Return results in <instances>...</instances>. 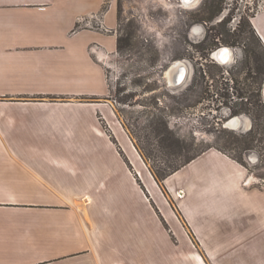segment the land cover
Wrapping results in <instances>:
<instances>
[{"label": "rangeland", "instance_id": "obj_1", "mask_svg": "<svg viewBox=\"0 0 264 264\" xmlns=\"http://www.w3.org/2000/svg\"><path fill=\"white\" fill-rule=\"evenodd\" d=\"M103 2L99 14L82 17L76 30L88 28L110 35L107 32L110 22H102L101 16L112 5L116 46L112 53H104L100 47L91 48V57L106 78L107 93L92 98H48L60 110L91 111L92 123L82 117L49 121V124L46 121L30 123L28 115L22 113L15 120L28 122L24 125L26 129H21V124L16 125L4 140L19 142L24 156L70 162L75 169L72 172L56 167L48 171L71 186L76 185L78 192L66 199L67 205L91 214L95 221L107 209L134 206L141 210V223L146 220L161 224L174 247L164 253L166 257L159 255L158 260L174 264L191 247L200 255L201 250L184 226L177 202L164 181L157 178V171L201 149L212 148L238 163L243 158L244 164H240L253 181L259 183L258 187L264 185V115L258 121L242 115L245 123L241 129L226 127L229 107L241 102L238 94L246 98L253 90L242 71L243 59L236 65L231 64L233 68L229 65L213 67L200 59L195 48L213 27L212 23L197 22L207 20L210 8L221 5L225 14L230 15L227 27L231 28L240 16L246 18L263 10L264 0H202L194 9L186 8L180 0ZM192 28L197 36L191 32ZM179 59L191 64L193 75L184 90L173 92L164 79V72L171 62ZM248 126L253 129L247 130ZM170 132L180 140L179 145L159 142ZM249 157L254 158L255 164L249 163ZM201 198L208 207L203 226L205 241L209 244L205 245L206 249L210 252L214 248L219 252L217 262L220 264H244L245 247L233 249L229 245L211 243L228 244L226 240H231L235 234L244 238L257 234L262 215L255 208L234 210L230 197L212 201L205 194ZM217 205L223 214L211 211ZM177 222L183 236L191 241L189 248L175 247L178 235L173 223L177 227ZM261 233L264 241V227ZM255 248L264 257V244ZM141 249L147 252L150 248L144 245ZM233 255L239 258L236 260ZM209 260L212 264V259Z\"/></svg>", "mask_w": 264, "mask_h": 264}, {"label": "crops", "instance_id": "obj_2", "mask_svg": "<svg viewBox=\"0 0 264 264\" xmlns=\"http://www.w3.org/2000/svg\"><path fill=\"white\" fill-rule=\"evenodd\" d=\"M103 4V0H0V264H169L158 260L174 247L161 224L141 223V210L134 206L107 209L95 221L91 214L67 205L66 199L78 192L76 185L48 171L56 167L72 172L70 162L27 157L19 142L4 140L10 129L20 124L26 129L28 122L82 117L92 123L91 111L60 110L48 98L107 93L106 78L91 57V48L113 52L115 10L111 5L101 16L102 22H110V35L76 30L82 17L98 15ZM251 24L264 45V9L254 14ZM22 113L30 121L17 123ZM258 184L243 165L212 148L167 177L164 185L201 250L200 255L191 247L174 264H201L200 260L210 264L209 259L220 264L219 252L205 247L209 245L203 227L208 212L201 198L205 194L212 201L233 198L234 210L255 208L262 215L257 234L249 238L235 234L228 244L211 245L243 246L244 264H264L255 248L264 244V185ZM218 206L211 211L223 214ZM177 224L173 223L175 247L189 248L191 241ZM144 245L150 248L147 252L141 249ZM233 257L237 260L239 255Z\"/></svg>", "mask_w": 264, "mask_h": 264}, {"label": "flooded vegetation", "instance_id": "obj_3", "mask_svg": "<svg viewBox=\"0 0 264 264\" xmlns=\"http://www.w3.org/2000/svg\"><path fill=\"white\" fill-rule=\"evenodd\" d=\"M208 12L210 14H209V17H207V20H201V21L198 20L197 21V22L212 23L213 24V27L209 31L210 33L209 34L206 33L205 36L202 38V41L198 42L195 45L197 52H199V54H200V59L205 60V62H209L210 64H213V67L229 65L232 68L234 67V65H231V64L236 65L241 59H243L242 64H241L242 71H245V74H246L245 76H246L247 80L251 82L249 85H251V87H253L252 88L253 90L249 91L250 94L246 98L242 96V93L238 94L237 98H239L241 100V102L236 103L233 106L229 107L230 116H229L228 120L230 118H234V117H242V115H247V116L251 117V119L254 121H258V120L263 119V116L258 118V119L254 118V116L251 112H249V113L240 112L238 114L232 113V109L236 110V109H239L241 107V104L243 103L242 102L243 99H245V102H248L252 98V95H256V93L260 94L261 100L264 103V99L262 96V89H263V85H264V76L261 73V71L263 70L262 69L263 67H262L261 63L259 64V66H255L256 65L255 64L253 69L250 71V66H249V63H247L248 58H247V54H246V49H248L250 47L249 46L250 37L248 36L249 34L246 31H243L244 22L246 20H248L249 23L251 24V19L254 15H251V16L246 17V18L240 16L239 19H237V24L235 26H232L231 28H228L227 26H229V23H230V21H229L230 15H229V13L225 14L224 9L222 10L221 5L218 4V5L214 6V8H210L208 10ZM193 28H195V27H193ZM193 28L191 29L192 33H193ZM193 34L196 35L197 33H193ZM256 35H257V33H256ZM258 38H259V36H258ZM221 48L231 49V51H232V53H231L228 50L230 58H228L227 62H220L219 60L212 57V55ZM239 53H240V55H239ZM259 56H260V53H259ZM179 60H182V59H179ZM175 61H177V60H174L173 62H175ZM173 62L170 63V65L166 68V70L171 66V64ZM221 69H223V68H221ZM225 71L229 72L230 70L226 69ZM258 83H261L262 86H261V89L257 92L255 87H256V85H258ZM187 85L182 90H184L187 87ZM249 106H251V104H249ZM244 123H245V121L243 119L241 126L237 129H241L242 126L244 125ZM249 123H250V121H249ZM247 129H250L249 126ZM251 129H253V127H251ZM251 129H250V131H251Z\"/></svg>", "mask_w": 264, "mask_h": 264}, {"label": "trees", "instance_id": "obj_4", "mask_svg": "<svg viewBox=\"0 0 264 264\" xmlns=\"http://www.w3.org/2000/svg\"><path fill=\"white\" fill-rule=\"evenodd\" d=\"M243 31H246L249 34L248 36L250 37V43H249L250 47L246 49V54L248 58L247 63H249L250 71L253 69L255 64H256L255 66H259V64L261 63L263 67L261 73L264 76V45L256 35L255 30L253 29L252 25L249 23L248 20L244 22ZM261 86H262L261 83H258V85H256L255 88L257 92L261 89ZM249 104H251V106H249ZM240 112H246V113L251 112L254 118L256 119L262 117L264 115V103L261 100L260 94L256 93V95H252V98L248 102L242 103L239 109L236 110L232 109L233 114H238ZM158 139H160V135L158 136ZM164 141H170L176 145L180 144V140L171 132L169 133V135L165 137V139H161V141L159 142H164ZM238 142L239 140H237V143ZM207 150L208 148L201 149L191 155L185 156L183 160H181L179 163L168 166L166 169H161L160 171H157L156 172L157 178L160 181H164L167 177L171 176L173 173H175L176 171L180 170L181 168L189 164L192 160H194L195 158H197ZM240 163L244 164L243 158H240Z\"/></svg>", "mask_w": 264, "mask_h": 264}, {"label": "water", "instance_id": "obj_5", "mask_svg": "<svg viewBox=\"0 0 264 264\" xmlns=\"http://www.w3.org/2000/svg\"><path fill=\"white\" fill-rule=\"evenodd\" d=\"M202 0H180L183 6L186 8L194 9L201 4ZM193 6V7H191ZM213 58L220 62H227L229 58V51L227 48H221L216 51ZM193 75V67L186 60H177L171 64V66L164 72V79L169 87L173 89V92H180L190 82ZM262 96L264 99V85L262 89ZM243 122L242 117L230 118L226 122V127L230 129H237ZM250 164H255L254 158L249 157ZM254 161V162H253Z\"/></svg>", "mask_w": 264, "mask_h": 264}, {"label": "bare ground", "instance_id": "obj_6", "mask_svg": "<svg viewBox=\"0 0 264 264\" xmlns=\"http://www.w3.org/2000/svg\"><path fill=\"white\" fill-rule=\"evenodd\" d=\"M191 7H193V6H191ZM231 53H232V51H231V49H228ZM230 58V57H229ZM248 130V129H247Z\"/></svg>", "mask_w": 264, "mask_h": 264}, {"label": "built area", "instance_id": "obj_7", "mask_svg": "<svg viewBox=\"0 0 264 264\" xmlns=\"http://www.w3.org/2000/svg\"><path fill=\"white\" fill-rule=\"evenodd\" d=\"M179 196V195H178Z\"/></svg>", "mask_w": 264, "mask_h": 264}]
</instances>
